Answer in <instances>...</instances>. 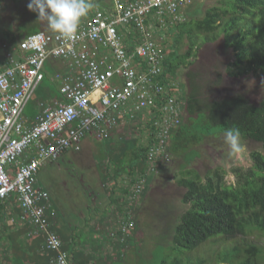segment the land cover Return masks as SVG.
<instances>
[{
  "label": "built area",
  "instance_id": "obj_1",
  "mask_svg": "<svg viewBox=\"0 0 264 264\" xmlns=\"http://www.w3.org/2000/svg\"><path fill=\"white\" fill-rule=\"evenodd\" d=\"M98 1L71 40L37 31L1 44L0 219L27 224L25 236L41 238L48 264L77 263L53 229L57 211L40 184L41 169L67 151L79 152L87 135L107 139L121 123L143 116L146 170L112 206L113 225L106 231L125 249L135 234L148 177L170 161L171 136L185 113L181 87L162 75L161 42L170 27L185 21L183 10L191 0ZM48 60L65 65L53 75L59 98L52 105L38 103L29 123L22 112Z\"/></svg>",
  "mask_w": 264,
  "mask_h": 264
},
{
  "label": "rangeland",
  "instance_id": "obj_2",
  "mask_svg": "<svg viewBox=\"0 0 264 264\" xmlns=\"http://www.w3.org/2000/svg\"><path fill=\"white\" fill-rule=\"evenodd\" d=\"M224 1L227 0H191L190 5L183 10L185 20L201 18L207 8L222 6ZM89 2L101 3L98 0ZM27 3L28 0H0V54L3 52L2 43L10 42L13 37L17 41L25 32L38 30V27L40 31L53 32L46 22L37 18L36 13L27 9ZM165 39L167 46L164 47L169 51L173 44L172 34L167 32ZM189 45L188 38L182 37L177 46L178 52L185 53ZM194 47L190 62L180 65L171 78L180 87L187 81L197 92L196 111L191 116L184 114L182 130L186 136L195 134L197 137H205L194 145L183 147L184 153H171L170 161L150 175L146 196L137 211L134 237L128 240L126 253L119 256L118 260H111L110 264H173L177 257L181 259V264H231L229 253H233V246L244 247L245 243H253L264 248V236L257 230L248 231L244 235L238 234L233 238L208 240L191 251L169 243L168 234L179 215L188 207L183 202L185 188L178 183L181 176L195 170L204 178L208 172L220 167L225 172L224 181L234 184L236 176L232 173V168L248 169L253 164L251 152L262 151L260 143L240 137L246 150L233 154L229 145L224 142V132L218 126H209L203 113L206 112L207 104L213 100L237 94L244 96L250 103L258 104L264 96V75L250 71L234 76L232 73L235 68L231 63L234 61L235 51L226 43L223 34L212 41L203 40L199 36ZM64 66L61 60H48L45 63L43 79L22 112V117L27 122L30 123L38 111V103L52 105L53 96L59 98L53 75L54 70H62ZM144 123L143 116H139L137 121L121 123L118 130L104 140L87 135L82 140L79 152L67 151L55 163L41 170L39 180L48 190L51 202L58 210V219L71 223L69 228L72 238L84 239L85 224H90L88 221L92 219L91 213L104 210L106 191L110 189L108 185L112 179L123 178L124 181L129 177L126 172L116 175V168L126 167L135 159L134 152L137 148L145 145L147 126ZM183 136L180 140L173 137L171 141L181 142ZM85 215L86 219L83 218ZM3 229H0V264H8L11 258H15L13 262L16 264H21L19 258H28L30 261L39 259V263L43 264L38 243L25 248L20 238V229L9 233L7 227ZM55 229L58 230L59 227L56 226ZM66 246L72 248V242H67ZM80 248L83 251V247ZM224 258L227 261L222 262ZM259 264H264V257L259 260Z\"/></svg>",
  "mask_w": 264,
  "mask_h": 264
},
{
  "label": "trees",
  "instance_id": "obj_3",
  "mask_svg": "<svg viewBox=\"0 0 264 264\" xmlns=\"http://www.w3.org/2000/svg\"><path fill=\"white\" fill-rule=\"evenodd\" d=\"M37 31H40L39 27L24 35ZM168 33L173 36V44L169 51L164 47L166 52L162 75L165 78L172 77L180 65L190 62L197 37L212 41L219 34L224 35L226 43L235 51L234 61L231 63L235 68L232 73L234 76L250 71L264 75V0H227L222 6L207 8L201 18L173 25ZM184 36L188 38L190 45L185 53L180 54L177 46ZM15 42L13 37L8 43L12 45ZM161 44L167 46L166 39ZM196 93L192 87L191 93L184 96V110L188 116L196 111ZM203 114L209 126H218L222 132L238 129L241 138L260 143L262 151L251 152L253 164L248 169L232 168L231 171L236 176L234 184L224 181L225 172L220 167L208 172L204 178L194 170L178 179V183L185 188L183 202L188 207L179 215L168 239L173 246L189 251L208 240L233 238L248 231L257 230L264 236V96L258 104L248 102L240 94L213 100L207 104ZM182 125L183 122L173 132L171 139L174 137L180 140L184 135L183 141H170V153H184L186 146L194 145L205 137H197L195 134L186 136ZM145 150L146 144L137 148L134 152L135 159L131 163L126 167L116 168V175L126 172L129 176L123 194L128 193L134 178L145 172ZM150 180L149 175L148 184ZM56 232L63 249L73 255V248L63 244L66 233ZM229 256L231 264H259V260L264 257V248L245 243L244 247L233 246V253H229ZM21 259H18L20 263L23 262ZM224 260L227 261L224 258L222 262ZM82 263L83 261L80 262ZM181 263L179 257L173 261V264Z\"/></svg>",
  "mask_w": 264,
  "mask_h": 264
},
{
  "label": "crops",
  "instance_id": "obj_4",
  "mask_svg": "<svg viewBox=\"0 0 264 264\" xmlns=\"http://www.w3.org/2000/svg\"><path fill=\"white\" fill-rule=\"evenodd\" d=\"M57 87H58V82H57ZM54 98H56V97L53 96V99ZM32 119H33V117H32ZM117 130H118V128H117ZM55 162H53V163H55ZM53 163L46 164L42 169H44L47 165H51ZM126 179H127V177H126ZM126 179H124V181ZM122 180H123V178H120V180H112L111 183L108 185V188H110V189L109 190L107 189V191H106V196H105L106 201H105V205H104V210L103 211L102 210L101 211L100 210L95 211L94 214L91 213L94 216V219H93V216H91L92 219L88 221L90 224H88L86 222L87 223V224H85L86 225V228H85L86 236L82 240L80 238L77 239V238H72V236H70L69 225L71 223H69L68 221L65 222L62 218L58 219V214H59L58 210H57V208H55L54 204L52 203V205L54 206V208L57 211V216L53 221L54 230L56 231L55 227L58 226L59 227L58 232L66 233V235L63 236V244L64 245H67V242H69V241L72 242V248H73V252H74L72 256L75 260V263L80 264V262L83 261L82 264H110L111 260H113V261L118 260L119 256H121L122 253H126V249H123V246L120 243H117L116 241H114L113 239H111L110 237L105 235L108 228L113 225L112 219L114 217L115 210L113 209L112 206L119 205V203H121V200H122L123 189L126 186V183H124V181H122ZM40 184L43 188L46 189V187L43 186L41 182H40ZM86 216L87 215H85L83 218L86 219ZM87 226H89V227H87ZM3 227H4V229H3ZM5 227H7L8 233L10 231H14V230L17 231L19 229L22 231V234H20V238L22 239V242H23L25 248L26 247L28 248L29 245L32 246V244H34V243L36 244V242H38L37 240H39V243H38V245H39L38 248L40 249L39 255L42 254L41 255L42 257H40V258H43L42 259L43 264H48V261H47L48 253L43 252V250L41 248L42 247L41 238L38 237V238L28 239L25 236V231L28 228L27 224H21V223H17V222L15 224H9L6 221L4 222L2 219H0V229L5 230ZM8 227H11V228L8 229ZM89 233H91V234H89ZM90 236H91V238H89ZM24 239H25V241H24ZM35 239H37V240H35ZM82 243H84V244H82ZM80 247H83V251L81 250L82 248H80ZM39 249H37V250H39ZM14 259L15 258H13V260ZM13 260L11 258L10 261H8V262L10 264H16V262H13ZM21 260H23V262L21 264H41V263H39V259H36L34 261H30V260H28V258L21 259Z\"/></svg>",
  "mask_w": 264,
  "mask_h": 264
},
{
  "label": "clouds",
  "instance_id": "obj_5",
  "mask_svg": "<svg viewBox=\"0 0 264 264\" xmlns=\"http://www.w3.org/2000/svg\"><path fill=\"white\" fill-rule=\"evenodd\" d=\"M26 7L36 13L39 20L46 22L51 31L71 40L77 33L80 19L88 13L92 4L89 0H28ZM224 142L233 154L246 150L238 129L226 130Z\"/></svg>",
  "mask_w": 264,
  "mask_h": 264
},
{
  "label": "flooded vegetation",
  "instance_id": "obj_6",
  "mask_svg": "<svg viewBox=\"0 0 264 264\" xmlns=\"http://www.w3.org/2000/svg\"><path fill=\"white\" fill-rule=\"evenodd\" d=\"M181 89H182V92H183V95L184 96L190 94L191 91H192V88L190 87V85H189V83L187 81L186 82H183V84H181Z\"/></svg>",
  "mask_w": 264,
  "mask_h": 264
}]
</instances>
